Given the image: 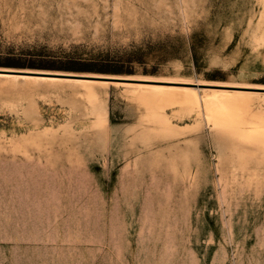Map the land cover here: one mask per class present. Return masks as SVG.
Listing matches in <instances>:
<instances>
[{"label":"rangeland","instance_id":"1","mask_svg":"<svg viewBox=\"0 0 264 264\" xmlns=\"http://www.w3.org/2000/svg\"><path fill=\"white\" fill-rule=\"evenodd\" d=\"M0 70L150 85L0 79V264H264V0H0Z\"/></svg>","mask_w":264,"mask_h":264},{"label":"bare ground","instance_id":"2","mask_svg":"<svg viewBox=\"0 0 264 264\" xmlns=\"http://www.w3.org/2000/svg\"><path fill=\"white\" fill-rule=\"evenodd\" d=\"M61 73H57V74H50V73H24V72H19V71H11V70H0V79H6V80H18V79H26V80H47V81H60V80H68V81H76L77 82H81L85 85H93V84H105V85H109V84H112V85H125V86H133V87H149L150 85L148 84H144L143 82H147L145 80H137V79H133V78H129V77H125V78H121V79H124L126 81H129V82H122L120 80H115V79H112L111 76H79L77 74H67L65 76H61L60 75ZM64 75V74H63ZM141 79V78H140ZM155 82V81H154ZM177 82V81H176ZM75 83V82H73ZM156 83H160V84H166V85H160V86H154L155 88H159V89H163V90H169V91H174V90H182V91H186V92H193L192 93V96L194 94L195 91H198V89H195L191 86H193L194 84H190V83H187V82H182V83H179V84H176L175 82L173 81H164V80H161V81H157ZM84 85V86H85ZM178 85V86H177ZM181 85V86H179ZM201 85V84H200ZM215 87H219V88H223L225 86H215ZM242 87V86H241ZM241 89H248L247 87L246 88H241ZM200 90V89H199ZM203 90V89H202ZM213 93L215 94H221V95H225V94H237V95H248V94H252L250 92H245V91H235V92H229V91H224V90H220V89H215V90H212ZM231 91V90H230ZM190 93V94H191ZM256 94V93H255ZM249 96V95H248ZM194 101V100H193ZM192 103L194 104L195 102ZM209 116L211 118H213V120H215V122L220 126V125H226V126H232L234 125L236 122L232 119V124L231 125H228V123H231V121L229 122V119L226 118V120L223 118V115L221 116L220 114H213V113H209ZM223 118V119H222ZM225 120V122H224ZM228 120V122H227ZM241 128V127H240ZM241 130V133L243 134L244 131L242 129ZM240 130H238L240 132ZM251 132H255L256 134H264V130H262V128H255L253 129Z\"/></svg>","mask_w":264,"mask_h":264},{"label":"trees","instance_id":"3","mask_svg":"<svg viewBox=\"0 0 264 264\" xmlns=\"http://www.w3.org/2000/svg\"><path fill=\"white\" fill-rule=\"evenodd\" d=\"M7 64H10L11 66L14 67H23L25 66L22 63L21 59H16V58H9L7 60ZM41 66H47V65H41ZM48 68V67H47ZM60 70L68 71V72H73V73H92V74H125L121 69H118V67H115L111 63H101V62H85V61H71L68 62L65 65H61ZM127 74H131L128 73Z\"/></svg>","mask_w":264,"mask_h":264}]
</instances>
